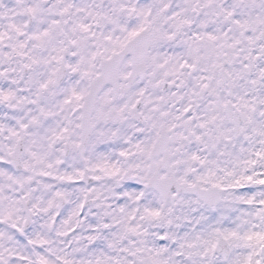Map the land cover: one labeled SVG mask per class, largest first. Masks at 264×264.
I'll return each instance as SVG.
<instances>
[{"label":"snow or ice","instance_id":"1","mask_svg":"<svg viewBox=\"0 0 264 264\" xmlns=\"http://www.w3.org/2000/svg\"><path fill=\"white\" fill-rule=\"evenodd\" d=\"M0 264H264V0H0Z\"/></svg>","mask_w":264,"mask_h":264}]
</instances>
